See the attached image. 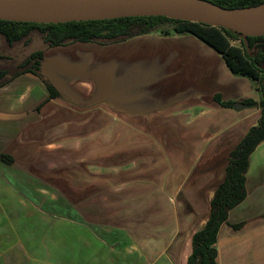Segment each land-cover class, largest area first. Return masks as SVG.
<instances>
[{"label":"crops","instance_id":"1","mask_svg":"<svg viewBox=\"0 0 264 264\" xmlns=\"http://www.w3.org/2000/svg\"><path fill=\"white\" fill-rule=\"evenodd\" d=\"M41 68L64 97L47 100L32 73L0 87V154L14 158L0 161V264H186L231 151L262 114L215 96L259 101L257 82L191 33L59 45ZM245 185L219 230L218 264H264V140ZM50 189L53 215L37 202ZM92 225L117 228L120 246L93 248L109 242ZM67 229L70 252L57 244Z\"/></svg>","mask_w":264,"mask_h":264},{"label":"trees","instance_id":"2","mask_svg":"<svg viewBox=\"0 0 264 264\" xmlns=\"http://www.w3.org/2000/svg\"><path fill=\"white\" fill-rule=\"evenodd\" d=\"M202 1L227 9L245 8L264 3V0ZM167 22L174 24V33H191L210 45L222 54L234 74L256 81L259 84L258 90L261 92L259 101L246 99L243 102L251 107H259L261 117L258 124L252 126L236 148L231 151L225 179L215 189L210 202L209 218L204 228L192 235V252L186 264H218L216 244L219 230L222 224L229 223L230 211L246 199L245 183L249 157L264 140V33L250 35L243 39L237 36V32L230 29L164 16L64 23L0 19V87L22 74L32 73L45 83L49 92L47 100L64 97L42 71L45 50L77 41L104 44L125 41L152 33ZM163 33L172 34L168 29H165ZM232 40H240L241 44H232ZM215 101L229 108H232L234 104L232 101H224L219 94L215 96ZM0 161L12 164L14 158L2 153ZM241 226L242 224L233 225L234 228Z\"/></svg>","mask_w":264,"mask_h":264},{"label":"water","instance_id":"3","mask_svg":"<svg viewBox=\"0 0 264 264\" xmlns=\"http://www.w3.org/2000/svg\"><path fill=\"white\" fill-rule=\"evenodd\" d=\"M173 0H0V5L15 3H83L92 7H99L102 12L80 17H68L63 20H39L28 17L11 19L0 16V19L27 21L37 23H64L72 21L109 20L126 17L164 16L176 20L200 22L212 26L230 29L247 36L257 35L251 26L264 21V3L245 8L227 9L206 1L198 0L204 4L196 6L177 5ZM96 11V10H95ZM34 46V44H33ZM248 105L236 102L233 108L241 111Z\"/></svg>","mask_w":264,"mask_h":264},{"label":"bare ground","instance_id":"4","mask_svg":"<svg viewBox=\"0 0 264 264\" xmlns=\"http://www.w3.org/2000/svg\"><path fill=\"white\" fill-rule=\"evenodd\" d=\"M174 4L183 6H196L204 4L198 0H173ZM96 10V11H95ZM102 12L97 7L83 3H15L0 5V16L21 19L23 17L39 20H63L68 17H80ZM251 30L257 34L264 33V21L251 26Z\"/></svg>","mask_w":264,"mask_h":264},{"label":"rangeland","instance_id":"5","mask_svg":"<svg viewBox=\"0 0 264 264\" xmlns=\"http://www.w3.org/2000/svg\"><path fill=\"white\" fill-rule=\"evenodd\" d=\"M173 26H174V24L173 23H170V22H167V23H165V24H163V25H161L159 28H158V30H155L154 32H152V33H158V34H160V35H165L164 33H163V31L165 30V29H168V30H170L171 32H172V34H175L174 32H173ZM238 33V37L239 38H243V33H241V32H237ZM235 44H237V45H239V42L238 41H236L235 42ZM256 84V83H255ZM259 84L257 83L256 84V88L258 89V86ZM259 91V90H258ZM259 93H260V97H261V92L259 91ZM40 196V198L37 200V202L38 203H40L41 204V206L45 209H48V207H47V204L49 205V206H51L52 204V202L54 201V203H53V206H54V208H55V210H56V202L58 201V193L55 191V190H53V189H50L49 190V192H46V193H43V195H42V192H41V194L39 195ZM164 197V196H163ZM47 203V204H46ZM44 204V205H43ZM51 204V205H50ZM50 209H48V210H46L48 213H50V214H52V213H54V214H57L58 212H56V211H54V212H52L51 213V211H49ZM53 215V214H52ZM87 222H88V224L89 223H91L92 224V222L93 221H90L89 219H87ZM87 224V223H86ZM163 224H164V221H163ZM90 225V224H89ZM165 225V224H164ZM89 228H91L95 233H98V234H103V239H105V240H107L109 243H106L105 242V245H103V246H101V244L100 243H97V247H93V248H100V249H104V250H106V249H112V247H114V246H120L118 243H115V242H113V240H120V239H117V236H118V231L116 230L117 228H114V227H111V228H109V227H103V226H99V225H92V226H89ZM88 229V228H87ZM130 229V232H129V234H131L130 235V238L131 239H129L130 241L129 242H131L132 244H133V242H135L136 243V241H135V239L137 240V238H138V230H135V229H131V228H129ZM88 230H90V229H88ZM161 232H160V234L162 233V234H173V229H169V227H161ZM91 231V230H90ZM93 232V233H94ZM152 231L150 230V232L149 231H145L144 233L146 234V235H148L149 233H151ZM73 234H74V230L73 229H67V234H66V237H65V240L64 241H62V238L63 237H60V240L57 242V244L58 245H60L61 247H63L64 248V251H66L67 250V252H70V251H73L75 248H74V243L72 242V240L71 239H69L70 237L69 236H73ZM157 234H159L158 232H157ZM167 236V235H166ZM124 238H125V236H124ZM86 241H85V244H90V245H93V243H91L90 241H89V239H85ZM124 241H126V239H123ZM132 240H133V242H132ZM126 244H128V243H126V242H124L122 245H126ZM84 245V244H83ZM106 245H108V248H106L105 246ZM54 248L53 249H51V248H49V250L51 249V251H57V249H56V245L54 244ZM65 246H66V250H65ZM87 247H89V246H87ZM121 248H123V246L121 247ZM92 250V249H91ZM50 252V251H49ZM51 253V252H50Z\"/></svg>","mask_w":264,"mask_h":264},{"label":"built area","instance_id":"6","mask_svg":"<svg viewBox=\"0 0 264 264\" xmlns=\"http://www.w3.org/2000/svg\"><path fill=\"white\" fill-rule=\"evenodd\" d=\"M238 41L239 45L241 44L240 40H232V44H235V42ZM237 45V44H236Z\"/></svg>","mask_w":264,"mask_h":264}]
</instances>
